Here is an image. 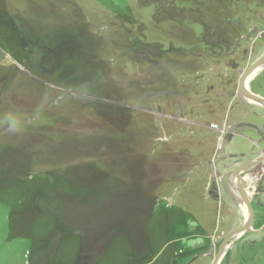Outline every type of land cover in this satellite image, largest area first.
<instances>
[{
  "label": "rangeland",
  "instance_id": "374dc122",
  "mask_svg": "<svg viewBox=\"0 0 264 264\" xmlns=\"http://www.w3.org/2000/svg\"><path fill=\"white\" fill-rule=\"evenodd\" d=\"M263 56L264 0H0V264H213ZM236 178L220 264H264V163Z\"/></svg>",
  "mask_w": 264,
  "mask_h": 264
},
{
  "label": "water",
  "instance_id": "95a60500",
  "mask_svg": "<svg viewBox=\"0 0 264 264\" xmlns=\"http://www.w3.org/2000/svg\"><path fill=\"white\" fill-rule=\"evenodd\" d=\"M264 68V56L259 59L257 62H255L241 77L239 86H238V91L239 93L246 98L247 100L260 105L262 107H264V98L253 94L249 88V82L250 80L261 70ZM264 163V153L261 154L260 157H258L255 161L248 163L244 166H242L241 168L232 171L230 174L233 177H237L239 175L242 174H246L250 171H252L253 169H255L256 167H258L259 165ZM236 187L238 190V195L240 197V199L243 201L245 208H247L248 212H249V219L248 221L238 230L233 231L232 233H230L225 241L223 242L222 246L220 247V250L216 256V258L214 259L213 264H220L221 260L223 259V257L226 254V251L228 249V246L230 244V242L233 239H236L240 236H243L244 234H246L247 232H249L251 230V228L253 227L254 224V220H255V214L253 211V208L251 206L249 197L247 195L246 189L247 187L245 186V184L243 182H236Z\"/></svg>",
  "mask_w": 264,
  "mask_h": 264
},
{
  "label": "bare ground",
  "instance_id": "6f19581e",
  "mask_svg": "<svg viewBox=\"0 0 264 264\" xmlns=\"http://www.w3.org/2000/svg\"><path fill=\"white\" fill-rule=\"evenodd\" d=\"M232 181H233V183H235V182H238L237 181V178L236 177H232ZM233 188L235 189V191L237 192V194H238V190H237V187L233 184ZM238 197H239V195H238ZM240 198V197H239ZM245 213H246V215H247V221H248V219H249V212H248V210H247V208L245 209ZM241 237V236H240ZM239 238V237H238Z\"/></svg>",
  "mask_w": 264,
  "mask_h": 264
}]
</instances>
